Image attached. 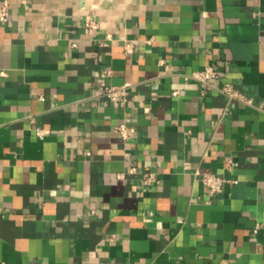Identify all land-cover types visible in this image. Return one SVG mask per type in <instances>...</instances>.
I'll list each match as a JSON object with an SVG mask.
<instances>
[{"label": "crops", "instance_id": "crops-1", "mask_svg": "<svg viewBox=\"0 0 264 264\" xmlns=\"http://www.w3.org/2000/svg\"><path fill=\"white\" fill-rule=\"evenodd\" d=\"M7 1L0 264H264V0Z\"/></svg>", "mask_w": 264, "mask_h": 264}, {"label": "built area", "instance_id": "built-area-1", "mask_svg": "<svg viewBox=\"0 0 264 264\" xmlns=\"http://www.w3.org/2000/svg\"><path fill=\"white\" fill-rule=\"evenodd\" d=\"M10 18V3L7 0H0V23L8 22ZM92 25V24H89ZM110 75V71L106 70L102 72V76L106 77ZM198 82H200L205 88L216 89L222 94L226 95L230 99H240L244 101L245 99L238 94L230 84H224L220 88L215 86L216 80L219 78L217 69L210 65L204 68L201 72L193 76ZM128 86L124 84L121 87L112 86L109 88H103L102 92L107 94L111 102H118L122 99V91ZM204 93V91H203ZM116 131L122 140L126 141L130 138L133 133V129L129 128L123 124L116 126ZM47 134V132L41 128L35 129V135L42 139ZM149 180V179H148ZM147 180V181H148ZM201 181L208 188L211 195L221 192L223 185L227 182L223 177L217 176L212 173L201 174ZM256 233V229L253 231Z\"/></svg>", "mask_w": 264, "mask_h": 264}]
</instances>
